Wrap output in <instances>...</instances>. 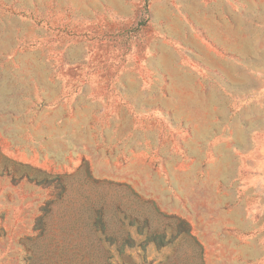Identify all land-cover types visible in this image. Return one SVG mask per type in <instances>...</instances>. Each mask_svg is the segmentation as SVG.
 <instances>
[{
	"label": "rangeland",
	"instance_id": "374dc122",
	"mask_svg": "<svg viewBox=\"0 0 264 264\" xmlns=\"http://www.w3.org/2000/svg\"><path fill=\"white\" fill-rule=\"evenodd\" d=\"M83 3L0 0V264H30L42 209L53 202L58 227L93 180L188 222L203 264H264V32L260 47L248 36L245 72L217 51L193 70L164 42L143 49L150 0L117 22Z\"/></svg>",
	"mask_w": 264,
	"mask_h": 264
},
{
	"label": "trees",
	"instance_id": "16d2710c",
	"mask_svg": "<svg viewBox=\"0 0 264 264\" xmlns=\"http://www.w3.org/2000/svg\"><path fill=\"white\" fill-rule=\"evenodd\" d=\"M53 183L61 185L59 199L67 185L58 177ZM93 184L73 204L75 208L65 210L58 227L47 222L53 202L42 209L34 229L37 254L30 256V264H117L115 257L133 264L126 251L141 252L138 258L146 263L149 247L171 251L161 264H182L183 255L191 261L187 264H203V246L184 219L164 213L130 186L98 180ZM100 185L108 189L100 190Z\"/></svg>",
	"mask_w": 264,
	"mask_h": 264
},
{
	"label": "crops",
	"instance_id": "0c3cea01",
	"mask_svg": "<svg viewBox=\"0 0 264 264\" xmlns=\"http://www.w3.org/2000/svg\"><path fill=\"white\" fill-rule=\"evenodd\" d=\"M81 1L79 0V4ZM83 1L82 6L86 7V13L92 14L96 7L100 15L107 13L102 20L117 22L125 14L133 16L136 6L142 0ZM150 2L151 24L153 23L154 28H159L161 36L155 37L153 27H149L144 35L143 49L153 41L164 42L178 52V60L183 68L190 67L196 70L197 56L217 51L226 56L236 55L239 62L236 63V68L239 70L242 68L245 72L246 66L240 64L241 55L247 53L248 36L252 31L256 33L255 47L261 46L264 18L259 14L262 12L264 14V0H150ZM71 4L72 2L63 3V6ZM255 13L258 15H254ZM171 23H174L173 35L169 31Z\"/></svg>",
	"mask_w": 264,
	"mask_h": 264
},
{
	"label": "built area",
	"instance_id": "2783aa9c",
	"mask_svg": "<svg viewBox=\"0 0 264 264\" xmlns=\"http://www.w3.org/2000/svg\"><path fill=\"white\" fill-rule=\"evenodd\" d=\"M142 24H143V23H142ZM142 24H141V25H142Z\"/></svg>",
	"mask_w": 264,
	"mask_h": 264
}]
</instances>
